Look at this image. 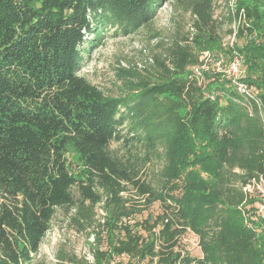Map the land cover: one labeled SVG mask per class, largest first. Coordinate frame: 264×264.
<instances>
[{"label": "trees", "instance_id": "16d2710c", "mask_svg": "<svg viewBox=\"0 0 264 264\" xmlns=\"http://www.w3.org/2000/svg\"><path fill=\"white\" fill-rule=\"evenodd\" d=\"M166 1L0 0V264H42L36 255L56 210L75 209L71 218L84 225L96 204L106 248L78 264H264L261 198L243 190L264 176V0H233L223 16L231 44L218 33L213 0H174L191 13L192 30L154 56L153 81L123 95L78 73L108 27L135 32ZM204 50L242 56L241 79L261 110L253 104L250 115L222 73L200 79ZM112 142H141L145 153L124 155ZM158 143L165 163L155 185L141 169ZM155 202L159 212L134 219ZM187 231L201 256L181 244Z\"/></svg>", "mask_w": 264, "mask_h": 264}, {"label": "rangeland", "instance_id": "374dc122", "mask_svg": "<svg viewBox=\"0 0 264 264\" xmlns=\"http://www.w3.org/2000/svg\"><path fill=\"white\" fill-rule=\"evenodd\" d=\"M212 3L214 16L222 20L218 33L222 36L223 44H231L234 42V36L227 33L228 20L223 16L228 12V8L230 10L233 8V0H213ZM231 26H235L234 22ZM188 30H192L191 13L177 6L174 0H167L158 9L154 18L135 32L123 34L116 26L108 27L99 41H96L95 46L85 52L78 73L106 95H123L128 92L130 85H136L143 78L153 81L156 75L154 56L164 54L167 44L174 39H180ZM214 54L212 51H200L199 63L195 66L198 72H219L229 79V75L223 70L228 62L237 55L243 63L242 56L238 53H234L229 60L215 58ZM129 122L130 119H127L123 125V133L126 135H130L127 130ZM142 144L138 142L134 145H123V142H112L111 147L124 155H128L129 148L131 153L143 156L145 147ZM66 156L71 167L79 166L78 156L71 146H67ZM164 163L165 147L158 143L142 167L141 176L155 185L161 183L159 171ZM201 174L203 177L206 176L203 172ZM178 182L180 183V180ZM74 210H70L69 213L63 209L56 210L36 255L42 264H78L77 261L82 259L93 263L94 249L106 248L104 232L99 235V240L98 234H95L97 221H103L101 205L94 206L92 221L85 222L84 225L76 223L71 218L74 216ZM159 211V204L155 202L134 219L138 220L148 212L156 214ZM180 242L192 255L201 256L198 237L193 232L187 231ZM108 264H126V258L114 257Z\"/></svg>", "mask_w": 264, "mask_h": 264}, {"label": "built area", "instance_id": "2783aa9c", "mask_svg": "<svg viewBox=\"0 0 264 264\" xmlns=\"http://www.w3.org/2000/svg\"><path fill=\"white\" fill-rule=\"evenodd\" d=\"M223 70L229 75V79L234 85L237 93L240 95L241 103L247 108L249 114L251 115L253 112V104L261 110V102L255 94L254 87L248 85L241 79L244 76L245 70L241 58L235 55ZM197 73L201 76L200 72L197 71ZM200 79L202 80V76ZM210 97L213 98L214 94H210ZM243 190L246 192H255L259 195L261 199L256 203V212L261 217H264V176L260 174L253 177L243 186Z\"/></svg>", "mask_w": 264, "mask_h": 264}]
</instances>
